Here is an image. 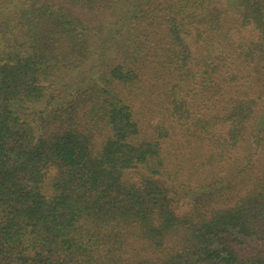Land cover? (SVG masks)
I'll return each mask as SVG.
<instances>
[{"label": "trees", "instance_id": "1", "mask_svg": "<svg viewBox=\"0 0 264 264\" xmlns=\"http://www.w3.org/2000/svg\"><path fill=\"white\" fill-rule=\"evenodd\" d=\"M0 264H264V0H0Z\"/></svg>", "mask_w": 264, "mask_h": 264}]
</instances>
